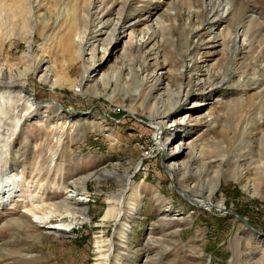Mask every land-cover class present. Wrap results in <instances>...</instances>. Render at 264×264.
Masks as SVG:
<instances>
[{"label":"rangeland","instance_id":"rangeland-1","mask_svg":"<svg viewBox=\"0 0 264 264\" xmlns=\"http://www.w3.org/2000/svg\"><path fill=\"white\" fill-rule=\"evenodd\" d=\"M108 1L124 7L126 22L133 7L147 12L148 21L136 27L137 40L143 38V28L159 16L167 30H157L143 47H137L134 40L124 64L123 48L131 43L129 32L117 35L118 42L105 56L109 38L104 36L96 45L92 63L91 47L77 59L67 52L63 40L45 41L48 32L37 33L45 9L35 10L30 22L35 27L30 39L33 55L36 60L51 62L53 78L60 84L52 88L40 81L41 73L32 71L26 90L34 97L17 87L13 103H0V176L11 170L15 176L22 172L27 191L19 187L26 191L16 201L20 207L32 210L29 195L45 202L57 198L58 202L68 192L63 185L74 181L81 194L85 189L99 197L93 195L85 216L70 220L75 232L67 239L35 228L29 214L25 227L14 223L27 208H22L23 214L18 208L0 217V264H98L99 240L115 243L111 264H264V236L248 227L264 234V182L259 162L260 150L264 154V99L258 97V89L264 85V28L258 26H264V0H212L218 10L227 2L233 7L219 29L227 47L217 44L211 48L207 45L213 34L204 26L209 9L205 10L203 0H193L194 8L179 0V11L171 10L176 15L169 17L164 14L168 0ZM6 4L12 13L25 9L21 0H6ZM191 9L201 12L192 18L187 14ZM23 20L18 23L20 28L28 25ZM247 22L250 46L243 50L239 34ZM194 29L200 30L198 35L192 34ZM30 51L28 42L13 36L6 46L0 45L1 65L14 68L19 77L18 69L26 68L24 59ZM211 52L217 53L209 62L217 88L204 98V106L192 111L182 107L172 115L168 122L172 130L162 139L167 146H160L157 159L147 160V140L157 136L164 145L153 126L152 107L164 109L170 98L175 100L184 81L177 75L179 70L189 66L191 75L197 74L203 57ZM92 64L98 65L97 75L92 73ZM85 76L96 90L81 88ZM195 82L190 84L189 100L193 101L201 93ZM107 83L110 87L104 93ZM167 84L173 97L165 91ZM236 92L246 101L251 97L250 105L247 102L240 108L233 104ZM204 114L206 119L197 118ZM181 139L184 145L178 152L176 144ZM173 161L185 165L172 175L162 163L167 167ZM88 175L86 181L78 182ZM127 177L131 188L125 196L123 224L131 230L122 242L115 237L120 224L115 219L103 221V216L110 196L124 189ZM207 195L217 207L207 208ZM221 199L223 210L219 208ZM43 204L37 202V206ZM56 222L57 218L52 220V224Z\"/></svg>","mask_w":264,"mask_h":264},{"label":"bare ground","instance_id":"bare-ground-1","mask_svg":"<svg viewBox=\"0 0 264 264\" xmlns=\"http://www.w3.org/2000/svg\"><path fill=\"white\" fill-rule=\"evenodd\" d=\"M21 1L25 6V9L14 11V13L8 10L6 0H1L0 2V45L2 44L3 46H6V43L9 42L13 36H18L20 37L21 41L28 42L29 47L31 48V51L27 53V56L24 59V61H28L26 68L22 70L21 68H19V65H17V69L19 68L18 69L20 75L19 77L16 76L14 68L9 67L8 65L2 66L0 61V98H1L0 103H2L3 105L8 103H13L14 101L13 95H15L16 93L14 89H17V87H19L21 91L26 90L29 84V74L32 71L41 73L40 81L45 84H50L52 88H55L57 85L60 84L58 78L55 79L53 78L54 72L53 69L50 67L51 62L46 61L44 59L36 60L33 55V49H32L33 40L30 39L33 37L35 27L32 26V23L30 22H32V20L35 19L34 17L35 10L45 9V12L43 13V20L39 23V28L37 30L38 31L37 33H39V35H44L46 32H48L45 41H47V39H50L51 41H54L56 39L63 40L65 47H67V52L70 53L72 56L73 54H75L77 59L82 57L84 53V49L86 47L88 48L91 47L92 49L90 53V61L92 63H95L97 56L98 49L96 48V45L97 43H101V40L103 39L104 36H107L109 38V45H108L109 48H107L106 51L104 50V56H105L108 53L109 49L112 47V45H115V42H118L119 38L117 37V35L125 34L129 32L131 43L126 44L123 48V54H122L123 59L121 62L122 64H124V62L130 55L131 47L134 45V40H135V44H137L136 45L137 47L139 46L143 47L155 37L157 30L161 31L162 33H164L167 30L166 26H164L162 17L159 16V20H155L153 24H149L143 28L140 34L141 36H143V38L137 40L139 35L136 32V27L141 23H143L144 21L146 20L148 21L149 16L147 15V12H145V10L141 7H133L131 13L129 14L130 20L126 22L124 19L125 18V14L123 10L124 7H122L119 2H117L116 4V2L114 1L113 2H109L108 0H21ZM53 1H55V4H53ZM186 2L190 8H194L193 0H186L185 3ZM202 3L205 5V10L208 11L209 9L208 19H206L204 25L205 29H207L208 31H210L211 34H213L207 46L211 48L218 44L220 46L224 45L225 47H227V45L225 44L224 34L222 33V30L219 31V29L223 27L222 23L226 21L228 17L231 15L233 6L231 5V3L227 2L225 6H223L220 10H218L212 5L213 4L212 0H203ZM143 5L145 6L144 3ZM62 6H63V11H62L63 13L60 12ZM165 7H166V11L164 12V14L165 16L169 17L172 16V13L175 14V11H172L170 13L171 10L179 11L180 2L179 0L178 1L168 0ZM192 10L195 9H191L187 13L188 16L192 18L197 16L198 12L203 11L202 8L201 11L193 12ZM23 18L25 19L23 20L24 22H28V25L25 24L20 28L18 23ZM52 21H55L54 25L51 24ZM247 24L248 22L242 26L243 28L242 32L239 34V36L243 38L241 43L243 50H245L244 49L245 47L250 46V44H248V42L250 43L249 41L250 36L248 35L249 26ZM51 25H53L52 29H50ZM56 26L57 27L59 26V30L57 31H55ZM204 26L202 27V29L204 28ZM258 26L264 28L263 25H258ZM198 31L194 29L192 30V34L198 35L199 34ZM212 40L214 41V45ZM240 52L245 53L246 51L240 50ZM216 54H217L216 52L214 53L211 52L206 54V56H204L203 59L200 58L202 59V61L197 71V74L191 75L188 69L189 66L183 67L182 70H179L177 75L181 77L184 81L179 85L177 98L175 100H173V98H170L171 102L167 104V107H165L164 109L158 107V105L152 107L153 126L156 127L157 134L158 136H160V139L163 143L165 141L162 139L165 138V134H168L169 131L171 132L173 127L172 125L170 126L168 125V122L172 118V115L182 107H188L187 109H189V111H192L198 107L204 106L205 104L202 103L203 101H205L204 98L211 97L212 93L217 88V85L213 83L215 77L211 78V76L215 75L213 74V67L211 66L209 67L210 60ZM165 62H166L165 66L168 67V62L166 60ZM90 67L93 70L92 73L97 75L99 72L98 65L92 64L90 65ZM86 76L82 80L81 88L82 86H86L87 90H96V86H93L92 83H90L92 82L91 79L86 78ZM110 79L113 82L115 79V75H112ZM193 79H196L195 82L196 86L198 87V90L201 91L200 93L201 96L199 95V97L194 101L189 100L190 84ZM86 81H88V83H86ZM148 83L150 82L148 81ZM222 84L223 82L220 83V85ZM104 86H105L104 93H106L108 88L110 87V83H107ZM170 90H171L170 85L167 84L165 91L169 93V97H173L172 94L170 93L172 90L171 91ZM258 90H259L258 97L264 99V85H262L261 88L259 87ZM25 92L26 95L28 96L31 95L32 98L34 97V95L30 91L26 90ZM249 101L244 100V97L241 96L238 92H236V97L232 100V103L235 105H240V108H242L245 104L250 105L252 101L251 97L249 98ZM51 102H53V104L55 103V101L53 100ZM2 104H0V111L2 109L1 107ZM30 105L34 107L35 102H31ZM58 105L61 107V109L62 108L64 109L63 106H61L60 104ZM206 115L207 114H204L203 116H198L197 118L200 117L201 119H206L207 117ZM187 117L188 116L186 115L184 119L181 118L180 122L183 123ZM176 125H174V127H176ZM176 134L177 133H175V135ZM155 139L157 142H159L157 136L155 137ZM262 143L264 146V135L262 136ZM183 145H184L183 139L177 141L176 147L178 149L177 150L178 152L181 151ZM159 146L165 148L167 145L165 143L163 145L162 143L159 142ZM178 152L175 151V153ZM174 155L176 156L177 154ZM259 162L261 163L260 164L261 172H262L261 179L263 180L262 182H264V154L262 150H260ZM184 165L185 162H180V163L178 161L170 162L167 164L166 167L167 172L173 175V173H176L177 171L183 169ZM12 172L13 170H11L9 173H7L4 176L3 175L0 176V213H2V211L5 212V210L8 207H11L8 206L9 205L8 200L5 197H3L4 192H10L9 195L10 200L13 199V197L15 196V192H16L15 189L19 190L18 193H21V190L19 189L20 185H18V183L21 182V180L23 179L22 172L21 171L17 172V176H15L14 172L13 174H11ZM242 175H244V173H242ZM90 176L91 175L84 177L81 176V181L78 180V182L86 181ZM5 180L6 181L8 180L7 183L6 182L2 183V181ZM67 186L70 189H67L68 192L64 197V199L58 202H51V203L47 202V204H43L41 206H34L32 210L29 209L26 212H24L25 215L22 213L23 216L20 217L19 220L17 219L18 221L14 223H19L23 227H25L27 225L26 216L29 214L30 217L33 219L31 223L35 226V228L37 227L38 229L40 228L46 229L44 231L55 234L59 238H66V239L69 238L70 235L74 234L75 232L74 228L70 229L71 226L69 223L70 220H72L74 217L85 216V214L88 213L90 208H88L87 204L91 201L93 195L95 194L85 189L82 190L83 193L81 194V192L79 191V185L77 181L69 182ZM130 188H131L130 179L129 177H127L124 183V189L118 192L117 194L110 196L111 199L108 201L109 207L107 208L103 216V221H111L115 219V221L118 224H120L119 226L120 228L117 229V233L115 234V237L118 239L120 238L122 242L126 240V237L129 235V232L131 230L129 225L123 224V220L125 218V196L129 192ZM248 190L250 191V187H248ZM96 195L95 197L97 196L99 197V194L97 196ZM20 196L21 195H19V197ZM211 198L212 197L210 195L206 196V200L210 202V206L207 208H211V206L217 207L216 205L212 204ZM17 199L18 198H16L15 201H17ZM219 204H220L219 208L223 210L224 199H221L219 201ZM173 206H174L173 208H176L175 205ZM182 216L185 218L184 215ZM56 218L59 220V222H56V224L55 223L52 224V220H55ZM30 220L31 219H29V221ZM248 227L251 228L250 225H248ZM257 234L263 237V235L259 233ZM96 243H97L96 247L98 248L96 252L99 257L98 264H111L110 262L113 258L112 251L114 253L115 243L114 242L111 243V240H109V242L99 240L96 241Z\"/></svg>","mask_w":264,"mask_h":264},{"label":"built area","instance_id":"built-area-1","mask_svg":"<svg viewBox=\"0 0 264 264\" xmlns=\"http://www.w3.org/2000/svg\"><path fill=\"white\" fill-rule=\"evenodd\" d=\"M103 113H106L107 115L111 116L107 112H104V110H103ZM147 142L149 143V147H150V156H147V160H155V159H157V157L160 156L159 142L156 141L155 137L153 138V141L147 140ZM142 166H144L143 163H142ZM141 168H144V167H141Z\"/></svg>","mask_w":264,"mask_h":264},{"label":"water","instance_id":"water-1","mask_svg":"<svg viewBox=\"0 0 264 264\" xmlns=\"http://www.w3.org/2000/svg\"><path fill=\"white\" fill-rule=\"evenodd\" d=\"M162 167H163V169H165V171H167V168H166V166H165V163H164V164L162 163ZM237 217H238L240 220H242V218H241L240 216L237 215ZM251 230L264 236V234H262L261 232L257 231V230H256L254 227H252V226H251Z\"/></svg>","mask_w":264,"mask_h":264},{"label":"crops","instance_id":"crops-1","mask_svg":"<svg viewBox=\"0 0 264 264\" xmlns=\"http://www.w3.org/2000/svg\"><path fill=\"white\" fill-rule=\"evenodd\" d=\"M64 187H65V188H64ZM63 188H64V190L69 189V187L67 186V184H64V185H63ZM81 188H83V187H81ZM62 199H64V198H62ZM62 199H61V200H62Z\"/></svg>","mask_w":264,"mask_h":264}]
</instances>
